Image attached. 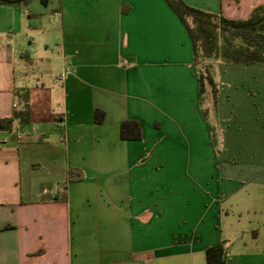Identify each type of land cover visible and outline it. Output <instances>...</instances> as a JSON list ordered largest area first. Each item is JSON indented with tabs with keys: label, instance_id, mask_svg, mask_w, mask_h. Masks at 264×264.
<instances>
[{
	"label": "crops",
	"instance_id": "obj_1",
	"mask_svg": "<svg viewBox=\"0 0 264 264\" xmlns=\"http://www.w3.org/2000/svg\"><path fill=\"white\" fill-rule=\"evenodd\" d=\"M262 1L183 0L232 20ZM244 66L264 87L260 64H217L212 110L164 0L0 6V264H207L219 241L264 264V109L228 83Z\"/></svg>",
	"mask_w": 264,
	"mask_h": 264
},
{
	"label": "trees",
	"instance_id": "obj_2",
	"mask_svg": "<svg viewBox=\"0 0 264 264\" xmlns=\"http://www.w3.org/2000/svg\"><path fill=\"white\" fill-rule=\"evenodd\" d=\"M30 1L0 0V6L23 8ZM164 1L184 26L191 40L193 65L200 81V100H204L208 89L211 109L216 110L219 90L214 72L217 64H260L264 68V1L254 6L246 19L240 20L227 19L221 14L190 7L183 0ZM203 115L206 116V112ZM211 136H214L213 131ZM120 137L122 140L140 139L137 122H122ZM225 244L226 241H219L205 250L207 264H226Z\"/></svg>",
	"mask_w": 264,
	"mask_h": 264
},
{
	"label": "rangeland",
	"instance_id": "obj_3",
	"mask_svg": "<svg viewBox=\"0 0 264 264\" xmlns=\"http://www.w3.org/2000/svg\"><path fill=\"white\" fill-rule=\"evenodd\" d=\"M207 63V62H206ZM216 69V66H215ZM259 70L255 67H248L246 68V66H244L243 68H241L240 70H236L235 72H237V79L235 80L233 73L232 76L231 72L228 73V83L232 82L233 83V87L235 89V91L233 92H237L235 97H236V101H232L233 105H237L238 107L240 105L245 106V108H247L246 110L248 111H254L256 108L257 109V113L258 116L262 117L261 114H259V112L261 111V109H264V87H263V83L258 79L257 76V72ZM214 77L215 79H219V76L217 74V71L215 70L214 72ZM220 78H222V75H220ZM217 81V80H216ZM240 92V93H239ZM219 96V95H218ZM218 98V97H217ZM231 104V105H232ZM222 109L223 108H227L229 109V103L223 102L221 103ZM216 107H217V103H216ZM209 116V121L212 123V125L214 127L217 128L218 123L217 118L218 116H216V113L214 115V117L212 116V112L210 111L208 113ZM208 118V117H207ZM254 121L259 122L260 118H256L253 117ZM262 121L264 122V117L261 118ZM264 127V126H263ZM216 133H218V131L216 130ZM198 180L196 179L195 182H197ZM198 184H204L202 182V178H199V183ZM224 214L222 215L221 218V225L224 228L226 226V222H225V218H224ZM255 232V231H252ZM241 235V234H240Z\"/></svg>",
	"mask_w": 264,
	"mask_h": 264
},
{
	"label": "built area",
	"instance_id": "obj_4",
	"mask_svg": "<svg viewBox=\"0 0 264 264\" xmlns=\"http://www.w3.org/2000/svg\"><path fill=\"white\" fill-rule=\"evenodd\" d=\"M11 108L15 112H23V111H25V107L21 104V101H20L19 97L16 94L13 96V102L11 104Z\"/></svg>",
	"mask_w": 264,
	"mask_h": 264
}]
</instances>
